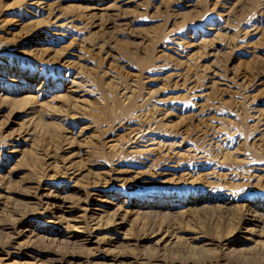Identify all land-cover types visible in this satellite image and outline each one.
Masks as SVG:
<instances>
[{"label":"rangeland","instance_id":"rangeland-1","mask_svg":"<svg viewBox=\"0 0 264 264\" xmlns=\"http://www.w3.org/2000/svg\"><path fill=\"white\" fill-rule=\"evenodd\" d=\"M0 264H264V0H0Z\"/></svg>","mask_w":264,"mask_h":264}]
</instances>
